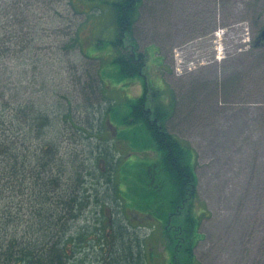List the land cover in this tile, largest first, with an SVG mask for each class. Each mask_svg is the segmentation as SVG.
I'll list each match as a JSON object with an SVG mask.
<instances>
[{
    "label": "rangeland",
    "instance_id": "374dc122",
    "mask_svg": "<svg viewBox=\"0 0 264 264\" xmlns=\"http://www.w3.org/2000/svg\"><path fill=\"white\" fill-rule=\"evenodd\" d=\"M72 1L79 13L68 0H0V127L11 130L20 147L35 136L62 141L57 159L68 170L67 155L86 164L93 161L91 151L94 157L109 152L110 160L122 158L130 166L147 156L140 154L132 136L124 137L137 132L132 131L135 126L120 123L129 114L128 100L142 94L143 77L119 76L113 62L116 28L111 0ZM19 11L30 15L32 25L17 37L24 43L35 37L26 48L17 46L18 38L8 40L13 33H5L13 28L6 24L9 14ZM263 25L264 0H142L135 24L139 49L148 54L144 79L151 91L161 90L165 101L175 103L169 128L196 153L200 204L195 209L201 216L197 264H264V46L255 43ZM74 37L79 42L69 46ZM108 105L115 108L110 113L105 112ZM34 106L45 111L51 123L30 133L27 111ZM97 107L102 110L97 126L103 132L97 137L93 130L89 137L84 135L85 127L92 128L87 116ZM65 110L73 113L78 128L63 119ZM137 135L140 138V131ZM24 138L30 140L22 143ZM108 166L109 162L101 163L104 169ZM119 170L118 163L117 180ZM130 173L125 180L131 181L140 170ZM125 180L120 188L127 189ZM117 191L120 194L118 187ZM122 201L120 205L115 201V209L122 213L127 230L140 237L147 254L154 253L152 264H168L165 238L150 216L124 206L127 214L132 210L143 216L131 223ZM95 205L80 206L94 225L99 221ZM86 219L71 222L84 225ZM101 225L103 235L107 228L111 236L107 219ZM32 232L24 222L18 234ZM92 243L83 246L89 254L79 264H96L92 261L99 255L92 251ZM111 248L112 239L103 254L106 259L102 256L97 264H110Z\"/></svg>",
    "mask_w": 264,
    "mask_h": 264
},
{
    "label": "trees",
    "instance_id": "16d2710c",
    "mask_svg": "<svg viewBox=\"0 0 264 264\" xmlns=\"http://www.w3.org/2000/svg\"><path fill=\"white\" fill-rule=\"evenodd\" d=\"M92 2L96 4V1ZM67 3L79 13L72 0ZM141 3L142 0H111L113 25L116 28L111 43L115 49L113 62L119 76L143 77L144 90L140 96L128 100L130 111L120 124L135 126L132 131L137 132H132L130 136L124 134V137L132 136L135 147L139 146L140 154L147 157L127 166L122 158L110 160L109 152H99L94 157L91 151L89 159L93 161L86 164L84 159L81 162L75 155H67L71 163L68 170L63 161L57 159L62 141L37 139L35 136L36 139L28 144L24 142L30 139L24 138V144L20 147L12 140V131L5 126L0 127V264L84 263L87 256L83 255L89 253L83 246L91 241H94L92 251L99 255L92 263L97 264L105 257L103 254L111 239L112 248L108 254L110 264H152L154 253L147 254L145 244L139 236L127 230L122 213L115 209V201L120 205L126 196L128 198L125 204L122 201L121 209L127 217L129 214L124 206L136 208L140 213L148 214L149 221L160 224L157 226L155 223V227L160 230L161 236L163 234L165 247L170 252L168 264H197L195 247L201 236V216L195 209L200 204L196 153L191 144L169 128L175 103L165 101L161 90L151 91L144 79L148 54L146 49H139L135 35ZM27 5L29 7L30 3ZM7 10H11L9 6ZM29 16L23 11L9 14L10 22L6 24L13 28L9 31L7 28L5 33L13 34H9L8 40H11V36L17 39V35L27 33L25 26L32 25ZM54 20L55 16L52 15L50 22ZM32 31L36 30L29 33ZM34 38L31 36L24 43V38L20 37L16 40L17 46L26 48ZM78 42V38L74 37L69 46H75ZM114 109V106L108 105L105 112L110 113ZM97 110L94 109V113L87 116L92 128L85 127L84 135L92 136L90 133L93 130L97 137L102 134V126H97L100 119L97 113L101 114L102 110L98 107ZM62 117L72 124V128H78L70 110L67 113L65 110ZM27 119L30 133L34 129H44L51 123L50 116L35 106L27 111ZM139 131L140 138L137 135ZM152 153L156 156L153 157ZM95 162H98V166ZM102 162H109L107 169L101 167ZM118 163L124 172L120 174L118 171L117 180ZM138 170L140 173H136L131 181L125 180L131 175L130 171L135 173ZM84 173L87 179H84ZM63 174L65 179L61 181ZM123 180L129 183L127 189L120 188V181ZM137 197H140L139 203ZM6 200L8 202L2 206L1 203ZM93 201L96 204L94 216L99 220L95 225L88 215L81 212V207ZM111 205L113 208L109 207ZM109 210L113 212L111 215H108ZM85 216L84 225L71 222ZM104 219H107L108 228L112 229L111 236L107 228L103 235L101 222ZM24 222L33 230L31 235L18 234ZM94 228L100 231L95 232ZM141 245L144 249H140Z\"/></svg>",
    "mask_w": 264,
    "mask_h": 264
},
{
    "label": "flooded vegetation",
    "instance_id": "af4514ba",
    "mask_svg": "<svg viewBox=\"0 0 264 264\" xmlns=\"http://www.w3.org/2000/svg\"><path fill=\"white\" fill-rule=\"evenodd\" d=\"M255 43L257 45L260 44V45L264 46V25H263L260 33L257 35ZM128 219H132V220H130L131 223H135V222H140V220L143 219V216H138L136 213H133L132 211H130V215H128Z\"/></svg>",
    "mask_w": 264,
    "mask_h": 264
}]
</instances>
